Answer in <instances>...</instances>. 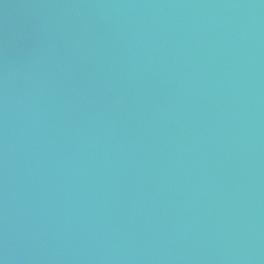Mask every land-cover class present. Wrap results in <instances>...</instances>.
<instances>
[{"label": "water", "instance_id": "95a60500", "mask_svg": "<svg viewBox=\"0 0 264 264\" xmlns=\"http://www.w3.org/2000/svg\"><path fill=\"white\" fill-rule=\"evenodd\" d=\"M0 264H264V0H0Z\"/></svg>", "mask_w": 264, "mask_h": 264}]
</instances>
